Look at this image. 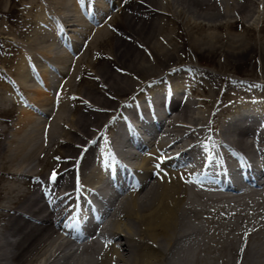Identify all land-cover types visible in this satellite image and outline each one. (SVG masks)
<instances>
[{"label": "bare ground", "instance_id": "1", "mask_svg": "<svg viewBox=\"0 0 264 264\" xmlns=\"http://www.w3.org/2000/svg\"><path fill=\"white\" fill-rule=\"evenodd\" d=\"M30 1L0 107L43 118L0 128V264H264V0Z\"/></svg>", "mask_w": 264, "mask_h": 264}, {"label": "rangeland", "instance_id": "2", "mask_svg": "<svg viewBox=\"0 0 264 264\" xmlns=\"http://www.w3.org/2000/svg\"><path fill=\"white\" fill-rule=\"evenodd\" d=\"M32 1H34V0H31L30 2H32ZM99 2H103V1L100 0ZM107 3H108L107 5L109 7L110 0H108ZM104 4L106 5V2H104ZM115 12L116 11H113V13H115ZM45 13L46 12H43V10H40L36 14L37 19L39 20V22L42 21L40 25H38L39 23H37V24L35 23L36 24V29H39L41 27L40 29H42V30L45 29L46 31H50L51 30L50 28L53 26V23H54V20L51 19V18H53V15L50 14V13H46V14ZM63 13L67 14V13H70V11L69 10H63ZM47 14H48V16H47ZM118 16L119 15L116 14V17H118ZM23 17L25 18L26 15H25V13H24V11H23L22 8H20L18 10L17 4H16V0H0V70L1 69L2 70H6V69L9 68L8 67L9 65L7 66L5 63H7V60L13 54H14V57L16 58L17 62H21L22 61L21 58L19 57V53L18 54L15 53L17 51V49H18L15 46L20 41V36L17 35V33H16L15 30H17V28H19V29L22 28V24L24 23L23 21L25 20ZM6 28L9 29V30H7V33H4L3 31H1V29L2 30H5ZM70 28L71 29H67V30L66 29L63 30V29L60 28V30L57 31V33L59 35L57 34V36H55L56 34H54V36H53L54 37L53 39H55V42H57V46H58L57 48H59V52H62L63 51V52H65V53L68 54V49H67V47L64 44V40L68 41L69 42L68 44H72V42H75L74 39L81 40V38H82L81 32L83 31L82 30L83 27L80 28L79 25L71 24L70 25ZM78 34H79V36H78ZM33 35H35V34L33 33L32 36ZM35 41L38 42L39 39H36ZM23 51L25 52V54H28V55H31V54L33 55L34 54L33 53V50H32V47H30V45L27 46V47L25 46V48L23 49ZM69 54H71V53L69 52ZM255 61L258 64H262V61L261 60L256 59ZM52 62H47L44 59H41L40 62H37V64H38L37 66L38 67L36 66V68H38L39 70L44 69V71L43 70L42 71H39V72L37 71L40 74V77H41V73L42 72H47V74H49L50 77H55V79H58V73L59 72L61 73L62 71L65 70L64 69L65 64H64V62H62V63H57V62H54V61H52ZM194 63L196 65V67H198L199 69H203V70H206V69L207 70L208 69L209 70H214L211 66L207 65L206 63L197 61L196 59H195ZM11 66L12 65H10V67ZM229 73L233 77H235L237 75L235 72H232V71L231 72L229 71ZM60 77H63V74ZM243 77H245V76H243ZM256 77L258 78L259 81L264 79V76H262V75H260L259 77L258 76H256ZM31 83L34 85V87H37L38 89H40L41 91L44 92V90H42V86L43 85L41 83L40 78H38V79L36 78V82H34V81L32 82L31 81ZM3 87H5L4 94L7 95V96H9V94H10L9 91H10V89L12 87L11 84L9 82L4 81ZM82 87H83L82 84H78V83H76V80H74L73 85H71V88L70 89L71 90L77 89V88H80L81 89ZM49 88H50L49 94L51 96H56L55 95V92H56L55 91V84H52V86L49 87ZM7 90H8V92H7ZM196 91H200V89H197ZM183 93H184V95L186 94V96H192V92L190 93V91L187 90V89L184 90ZM29 96H31V95H29ZM29 96H24L23 97V95H22L17 100H15V102H13V104L11 102L10 103L8 102V104H5L4 103V105H3L4 108L3 107H0V114L3 113V114L0 115V128L1 127L2 128L3 127H6V126H8V124L10 125L11 124L10 120L12 119L11 117H13L15 114H17L18 112H20V110L25 111L28 115H31L32 113H34L35 116L37 117L36 119H42L43 118V117H41L42 116L41 113H38V111L36 113V111H35L36 109H38L37 106H39V105H37L34 101L28 99ZM120 99H121V97L120 98L118 97L117 100H115V102L118 101V103H119L120 102ZM39 108H41V107L39 106ZM10 110H12V111H10ZM4 111H5V113H4ZM7 111H9V112L6 114ZM263 117L264 116H262L261 118H263ZM3 119H6V120H3ZM6 121H8V122H6ZM6 129H8V128H6ZM34 162H36L35 159L33 161V164H34Z\"/></svg>", "mask_w": 264, "mask_h": 264}, {"label": "snow or ice", "instance_id": "3", "mask_svg": "<svg viewBox=\"0 0 264 264\" xmlns=\"http://www.w3.org/2000/svg\"><path fill=\"white\" fill-rule=\"evenodd\" d=\"M55 178H56V173L54 172V173L52 174V176L50 177V179L55 180Z\"/></svg>", "mask_w": 264, "mask_h": 264}]
</instances>
